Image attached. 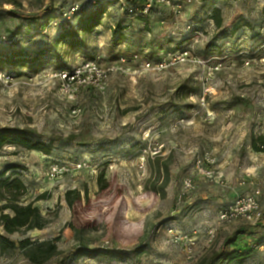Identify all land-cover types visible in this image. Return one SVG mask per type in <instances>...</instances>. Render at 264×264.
I'll list each match as a JSON object with an SVG mask.
<instances>
[{
    "label": "rangeland",
    "instance_id": "obj_1",
    "mask_svg": "<svg viewBox=\"0 0 264 264\" xmlns=\"http://www.w3.org/2000/svg\"><path fill=\"white\" fill-rule=\"evenodd\" d=\"M80 1L0 0V55L13 60L0 66V129H26L52 147L49 156L13 145L0 150V174L15 168L5 178L14 172L23 181L24 205L47 195L35 203L49 220L46 228L9 238L16 245L57 240L61 255L46 264H59L81 244L101 251L145 249L76 264H205L225 240L228 252L255 246L241 264H264V154L250 145L252 135H264V0H182L179 11L154 6L142 16L122 12L117 0H101L107 13L92 34L80 37L86 40L81 48L61 38L77 29V17L36 24L8 14L51 8L60 16ZM123 1L133 6L139 0ZM215 9L221 29L212 19ZM87 63L104 75L85 69ZM159 63L166 64L161 71L154 69ZM110 67L124 71L111 73ZM151 149L159 154L153 157ZM204 155L211 178L195 169ZM53 163L72 171L52 180ZM101 173L123 187L125 218L145 233L142 241L120 245L102 223L82 234L68 226L100 217ZM185 179L193 185L188 191ZM160 187L162 195H155ZM74 189L84 205L76 214L65 200ZM254 194L260 222L220 224L232 202ZM5 203L0 197V208ZM0 264L31 263L16 249L0 253Z\"/></svg>",
    "mask_w": 264,
    "mask_h": 264
},
{
    "label": "trees",
    "instance_id": "obj_2",
    "mask_svg": "<svg viewBox=\"0 0 264 264\" xmlns=\"http://www.w3.org/2000/svg\"><path fill=\"white\" fill-rule=\"evenodd\" d=\"M100 1L101 0H92L90 6H81L71 18H79L77 29H66L61 36L63 40L72 39L71 47H83L86 44V40H81L80 37L85 36L86 38V36L92 34L94 30L100 26L102 16L107 13L106 6L100 3ZM117 4L122 12L130 13L129 11H131L132 14L135 15H144L143 10L145 2L143 0H139L136 4L134 3L133 6H129L125 3V7H122L119 4V0H117ZM8 14L13 18L36 24H39L42 20H45L46 23L71 22V20H63V13H61L60 16H53L51 8L43 10L35 15H21L15 12H9ZM212 19L215 22L216 28L221 29L223 21L220 9L214 10ZM124 26L128 27L127 24ZM125 30V27L121 29L122 39L125 38ZM7 62H13L11 57L0 55V66ZM8 145L20 147L25 150L37 151L47 156H49L52 151L50 144L34 140L32 133L26 129L7 127L0 129V150ZM250 145L255 153L264 154V135H252ZM11 170L13 171L15 168L9 169L0 174V197L6 202L5 205L0 208V253L4 254L20 249L24 251L25 257L31 264H46L53 258L61 255L57 247V240L36 243L32 242L30 239H24L16 245V243L9 238L15 234L26 233L33 230H43L49 224V220L43 216L39 208L35 206L36 202L46 200L47 195L42 194L34 201L24 205L21 200L26 196V186L14 172L5 178L7 172ZM160 170L161 169H159V172ZM97 184L99 188L97 208L98 211H100V217L81 226H77L73 222L69 223L68 226L75 232L82 234L86 231L97 230L99 224L102 223L104 224L107 236L109 235L120 245H128L130 243L132 244L134 242L142 241L145 233L125 218L127 212V200L123 187L113 185L112 181L106 179L104 173H101L98 176ZM162 190L163 187L154 188L153 192L155 195L161 196ZM65 200L73 214H76L77 209H82L84 206L82 205V195L79 189L67 191L65 194ZM87 208H92L90 199H87ZM229 244L230 242L225 240L221 245L220 250L213 253L205 264H215L217 262L241 264L255 252V246L251 244H246L240 249L228 252L227 247ZM110 249L112 250L101 251L100 249L89 248L88 244H81V246L63 254L59 264H76L83 257L97 258L104 255L123 259L127 258L129 253L132 255L142 254L145 245L139 244L137 247L129 250V253L115 248Z\"/></svg>",
    "mask_w": 264,
    "mask_h": 264
},
{
    "label": "built area",
    "instance_id": "obj_3",
    "mask_svg": "<svg viewBox=\"0 0 264 264\" xmlns=\"http://www.w3.org/2000/svg\"><path fill=\"white\" fill-rule=\"evenodd\" d=\"M145 2V7L143 10V14H148L154 6H161L165 8H170L174 11H179L182 8V0H143ZM92 4V0H81L80 3H74L69 10L63 13V20H71L73 15L80 9L81 6H90ZM119 4L122 7H125V2L123 0H119ZM187 56V55H185ZM183 61L186 60V57L182 58ZM165 63L157 64L154 69L161 71L165 67ZM147 68L151 67L150 63H147ZM85 69L94 70L96 75L100 78L103 73L97 70L96 66L93 63H87L84 65ZM124 71L123 67H110L108 68V72H118ZM67 76H65L66 78ZM150 154L154 157L159 154L157 149H151ZM206 162H210V157L208 155H204L203 157H199L196 161V172L198 175L203 177L211 178L213 172L209 170L208 167L205 166ZM82 164H77V169H81ZM72 171V168L65 163H53L49 167L48 177L52 180L61 177L62 175L68 174ZM193 188L192 182L189 179H185L183 182V189L188 191ZM263 212L260 207L259 201L257 200L255 194L254 195H245L237 198L234 202H232L228 208L221 212L219 215L220 224H233L237 221H243L248 224H255L262 220ZM173 233V231L171 230ZM214 237V236H213ZM211 236V238H213ZM87 264V263H86ZM120 264V263H117Z\"/></svg>",
    "mask_w": 264,
    "mask_h": 264
}]
</instances>
